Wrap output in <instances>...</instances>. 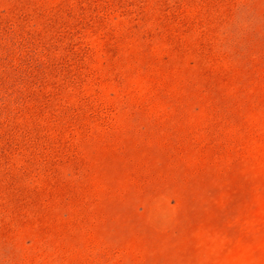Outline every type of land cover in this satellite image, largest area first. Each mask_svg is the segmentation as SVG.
Listing matches in <instances>:
<instances>
[{
  "label": "rangeland",
  "instance_id": "rangeland-1",
  "mask_svg": "<svg viewBox=\"0 0 264 264\" xmlns=\"http://www.w3.org/2000/svg\"><path fill=\"white\" fill-rule=\"evenodd\" d=\"M0 264H264V0H0Z\"/></svg>",
  "mask_w": 264,
  "mask_h": 264
}]
</instances>
